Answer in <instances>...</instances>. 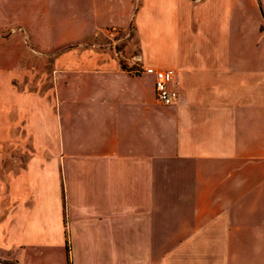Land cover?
I'll use <instances>...</instances> for the list:
<instances>
[{
	"label": "crops",
	"instance_id": "crops-1",
	"mask_svg": "<svg viewBox=\"0 0 264 264\" xmlns=\"http://www.w3.org/2000/svg\"><path fill=\"white\" fill-rule=\"evenodd\" d=\"M2 260L264 264V0H0Z\"/></svg>",
	"mask_w": 264,
	"mask_h": 264
},
{
	"label": "built area",
	"instance_id": "built-area-1",
	"mask_svg": "<svg viewBox=\"0 0 264 264\" xmlns=\"http://www.w3.org/2000/svg\"><path fill=\"white\" fill-rule=\"evenodd\" d=\"M136 62L140 57L136 56ZM140 70L153 76L156 99L165 105L175 104L179 99V91L173 86V74L170 70L156 68L150 65H140Z\"/></svg>",
	"mask_w": 264,
	"mask_h": 264
},
{
	"label": "rangeland",
	"instance_id": "rangeland-1",
	"mask_svg": "<svg viewBox=\"0 0 264 264\" xmlns=\"http://www.w3.org/2000/svg\"><path fill=\"white\" fill-rule=\"evenodd\" d=\"M134 37V32L131 28L128 29H111L106 35H98L95 40H98V43H101L103 48H111L119 56L124 54L137 55L136 48L132 46L131 40ZM51 80H46L43 83L47 86ZM43 80L40 81L42 85ZM2 262H12V264H17L15 261L2 260Z\"/></svg>",
	"mask_w": 264,
	"mask_h": 264
}]
</instances>
